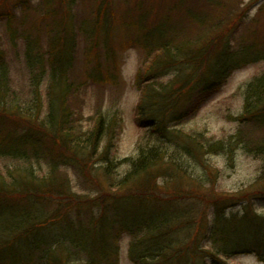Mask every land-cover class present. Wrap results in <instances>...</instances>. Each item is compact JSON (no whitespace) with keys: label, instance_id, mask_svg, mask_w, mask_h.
Wrapping results in <instances>:
<instances>
[{"label":"trees","instance_id":"16d2710c","mask_svg":"<svg viewBox=\"0 0 264 264\" xmlns=\"http://www.w3.org/2000/svg\"><path fill=\"white\" fill-rule=\"evenodd\" d=\"M9 1L0 0L6 32L0 37V264H8L1 254L9 246L15 260L9 264H118L126 235L133 264H228L238 254L264 262V218L250 199L241 192L204 200L196 195L203 190L198 178L180 163L201 164L221 153L231 160L235 140L176 127L233 72L264 61L259 32L237 36L239 19L222 15L218 0H125L118 8L112 0H91L86 11L79 0ZM25 11L40 16L29 22ZM116 25L123 26V46L139 47L143 57L135 119L144 133L122 178L110 159L122 118L108 123L102 109L87 119L83 113L89 88L120 86ZM83 53L94 57L92 67ZM244 110L241 123L264 129V72L247 85ZM256 146L264 159V141L244 147ZM100 171L106 184H96L95 197L74 191L71 174L86 182ZM238 200L246 202L244 212L229 217L228 204Z\"/></svg>","mask_w":264,"mask_h":264},{"label":"rangeland","instance_id":"374dc122","mask_svg":"<svg viewBox=\"0 0 264 264\" xmlns=\"http://www.w3.org/2000/svg\"><path fill=\"white\" fill-rule=\"evenodd\" d=\"M15 3H19L22 0H13ZM33 5H39L42 3L38 0H31ZM80 7L86 11L91 7V0H79ZM125 0H112L114 6L118 8V3H123ZM159 0H151L153 4H158ZM203 1V0H200ZM220 1L226 14L234 16L233 18L239 19L234 28H236L237 36H240L242 32L258 31L262 39H264V0H240L236 4V0H218ZM238 5V3H240ZM12 4V0L8 2ZM238 5V6H237ZM25 7V4L22 5ZM19 7L16 10L17 17L23 16V8ZM206 10V9H205ZM209 10V9H208ZM222 10V11H223ZM42 11V10H41ZM215 12H218L216 10ZM43 13V12H39ZM29 22L35 20L40 14L25 11ZM218 13V16H221ZM227 18V17H224ZM230 20V19H229ZM120 24L119 22H117ZM123 26L116 25L112 42L114 44L115 56L117 59L118 69L117 74L120 79V86L117 89L109 88L106 90H99L96 87L88 89V93L85 97L84 116L85 119L91 117L93 114L102 109V113L107 117L108 122L113 115H118L122 118V126L116 133L117 138L114 143V147L111 150L110 159L116 163V173L119 178L126 176L131 168L129 162L136 159L139 154V143L144 133V129L137 125L136 108L140 101V92L135 86V81L139 68L142 63V53L139 47L123 46L124 32ZM23 28V27H22ZM232 29L229 30V33ZM5 22L0 23V37L5 40ZM116 36H118L116 38ZM133 43V41H131ZM5 44V41L4 43ZM87 44L85 41L82 43V48ZM21 46V45H20ZM85 52V50H83ZM97 53L96 50L92 54ZM89 54V52H88ZM83 53L81 60L86 63V66L92 67L95 61L94 57ZM86 57V58H85ZM90 60V61H89ZM89 62L91 64H89ZM113 67L108 65L107 71H113ZM106 71V68H104ZM264 72V61L248 64L245 67L236 70L231 74L215 93L203 100L199 106L194 110L192 114H189L186 118L178 122L176 125L179 130L185 132H200L204 133L206 137L213 141H225L230 142L235 140V144L232 147L233 156L229 160L230 154H212L203 158V163H197L190 161L188 164L180 161L185 169L190 167L196 178H198V185L203 187V190L197 191V196L202 197L206 201H211V195L215 198L218 197H234L239 193L244 192L243 195H238L240 198L250 199L253 210L261 217L264 218V195L259 194L258 191H264V159L256 157L257 146L251 151L244 146L248 143L260 144L264 141V129L258 126H254V123H241L240 118L243 117L245 112V94L247 85L257 76ZM17 75V74H15ZM17 84L23 85L24 82L17 76ZM109 123V122H108ZM88 121H85V126H88ZM239 142H236L238 139ZM152 142V141H151ZM106 148V142L103 144ZM230 147V146H229ZM178 150V149H177ZM175 150V148H169L170 152L181 153ZM177 158L180 156L177 154ZM126 161L127 163H124ZM104 161L99 160L98 164H104ZM206 164L209 170H206ZM211 172V179L207 180V175ZM99 174V175H98ZM94 176L96 180L92 179L83 181L82 179L71 174L72 185L75 187L74 191H79L83 194H88L90 197H95L96 184L101 182L106 184V178L102 171L95 172ZM203 181V183H201ZM160 183H164L163 179H160ZM195 188V187H194ZM93 189V190H92ZM90 194V195H89ZM225 199V198H224ZM227 200V199H225ZM193 204H199V201L193 200ZM244 200L231 201L227 208L226 214L230 217L232 214L242 215L246 206ZM203 208V207H202ZM201 208V209H202ZM214 208L211 206L209 209V219L212 220ZM131 238L124 236L121 238L119 247L120 258L118 264H133L129 257ZM10 248L2 251V257L6 262L13 263L14 249ZM208 246L207 248H209ZM21 254L20 260L26 261ZM228 264H264L256 254H238L227 260Z\"/></svg>","mask_w":264,"mask_h":264}]
</instances>
